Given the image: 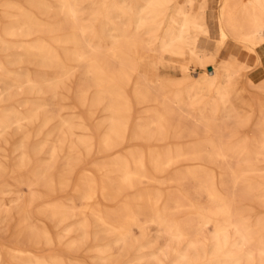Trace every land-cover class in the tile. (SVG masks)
I'll return each instance as SVG.
<instances>
[{
	"label": "bare ground",
	"instance_id": "6f19581e",
	"mask_svg": "<svg viewBox=\"0 0 264 264\" xmlns=\"http://www.w3.org/2000/svg\"><path fill=\"white\" fill-rule=\"evenodd\" d=\"M54 1L61 4V10L46 19L44 10L51 9ZM99 1L89 37L77 7L80 0H30L27 6L16 2L8 6L0 1L11 18L0 35L1 48L9 51L18 43L20 56L42 67L48 61L58 73L53 79L26 77L15 86L0 76L1 102L32 93L41 97L51 92L53 96L42 104L50 110L42 115L31 108L21 118L14 111L5 116L0 123V144L16 135L22 140L38 137L42 133L37 127L41 119L52 131L55 122L62 123V129L54 131L48 140L51 156L47 163L24 146L11 149L0 162V182L7 181V173L13 170L25 174L23 185L28 188L27 192H17L22 206L16 213L0 202L3 231L8 232L7 218L15 217V226H20L11 233V239L28 248L8 246L0 250V255L4 252L11 259L19 255L28 264H68L63 255H52L48 261L33 255L30 247L41 249V236L46 245L52 240L51 231H39L29 213V204L38 194L41 200L36 213L48 212L58 219L59 245L68 251L79 252L89 242H106L115 236L119 248L114 252L111 245H106L101 250L102 264H121L132 252L143 253L151 245L153 239L145 232L143 219L174 248L179 243L177 238H189L187 248L175 253L172 264H264V187L262 181L243 182L264 176V164L258 165L264 161V66L259 65V60L264 61V0H221L217 8L218 35L223 40L242 42L246 54L252 57L251 62L244 59L237 66H230L226 60L220 62L231 71L223 80L219 97H211L203 89L207 76L216 77L214 51L204 53L199 49L201 35L210 34L208 0H179V20L173 22L174 28L165 37L159 36V31L173 0ZM15 19L40 35L32 40H14ZM136 50L180 56L188 50L199 68L214 67L196 90L197 83L186 67L161 56L160 66L168 64L179 74L159 73L151 82L135 60ZM249 68L254 72L246 78ZM12 72L9 66L3 67V73ZM256 73L261 75L255 78ZM241 85L257 91L253 95L257 109L249 115L254 120L252 134L234 140L237 132L227 129L224 122L231 119L229 88ZM61 96L68 102L62 105ZM104 112L108 113L106 117ZM73 118L85 121L88 130L75 134L70 126ZM21 120L29 125L21 124ZM12 123L17 124L16 135L8 130ZM89 131H94L93 140ZM17 149L21 151L19 162L12 157ZM118 152H128L132 165L124 156L117 163L91 158ZM40 168L44 172L39 178ZM103 172H118V176L105 178L100 175ZM96 174L102 179L97 180ZM31 180L35 188L27 183ZM145 182L154 186L153 191L143 188ZM253 188L259 191L253 194ZM75 193L81 197V206L54 201L59 194ZM241 202L250 214L241 213ZM74 212L79 218L67 224V217ZM209 224L219 233L204 244V228ZM135 228L140 235L131 241ZM230 230L236 233L239 248L232 247ZM143 254L151 256L152 264H158L155 254ZM135 261L131 259L133 264Z\"/></svg>",
	"mask_w": 264,
	"mask_h": 264
},
{
	"label": "rangeland",
	"instance_id": "374dc122",
	"mask_svg": "<svg viewBox=\"0 0 264 264\" xmlns=\"http://www.w3.org/2000/svg\"><path fill=\"white\" fill-rule=\"evenodd\" d=\"M2 1L7 2L8 6L12 5L14 2L21 3L24 6H27L30 2V0H2ZM220 3H221V0H208V19L207 21H208V25L210 28V34L203 33L199 39V49L201 48L200 51L204 53H212L214 51L212 54L216 56L215 57L216 77L210 78L209 76H207L208 78L205 79L204 88H203L204 91L207 92L209 96L211 97H219V93L222 90L223 80L230 76L231 68L229 66L223 67L220 63L222 60H226L227 62L230 61L229 62L230 66L231 65L234 66V64L235 66H237L238 64L244 62L243 61L244 59H246L249 62L252 61V57L246 54L247 47L244 44H242V42L234 41L231 38H226L223 40L221 36L218 35L219 33L217 29L218 28L217 18H218V9H219ZM52 6L53 7L49 9L50 11L44 10L43 17H45L46 19H52L57 13V11L61 10V4L59 2H55V1L52 2ZM99 6H100L99 0H80L77 6L79 10V15L82 19V23L86 26L85 34L88 37H89V33H91L92 31V25L96 21L94 17L98 13ZM179 8H180V1L173 0L167 12L166 19L160 28L159 36L165 37L167 35L168 30L171 28H174L173 22L174 21L177 22L179 20V17L177 15V11ZM34 13L36 16L40 17L39 14L35 12V10H34ZM9 21H11V18L8 17V15L4 13L3 8L0 7V35H3V29L5 28V26L7 25ZM14 21H15V28L11 36L14 40L15 39L21 40L23 38L32 40V38H34L35 36L40 35L39 32L31 31L30 28H28V26L25 25L20 20L15 19ZM116 22H118V20H116ZM118 28H120V26ZM102 39H105V37H102ZM16 44L12 46L9 51L3 50L0 46V76H3L6 82H8V84L14 85L19 81H22V80L24 81L26 77H29L31 80L42 78V77H47V78H52V79L57 77L58 75L57 70L52 68L49 65L48 61L46 62V65L42 67L34 63H30L25 57L20 56L21 49L20 47H18V43ZM237 45L240 47H237ZM237 50H238V53H237ZM218 51H220V53ZM234 52L237 55H235ZM186 53L187 54L180 56V55H176L171 52L136 50L135 60L139 64L140 70L147 77L149 75L148 78L151 82L155 81L156 76L159 73L163 74L164 76H172V75L177 76L179 74L177 69L175 70V68H173L172 66H169L168 64L165 66L164 65L160 66L159 60L161 56H163L165 60L171 63L177 64V65L181 64L183 67L187 68L188 74H192L193 76L192 78H194L197 83L195 89L198 90L199 89L198 86L199 84H201L200 81L202 82V78L205 77V75H207V71L212 73V69L214 65L208 66L206 70L205 69L203 70L202 68H199L194 62H192L191 56L188 50L186 51ZM9 60H12L14 62L8 63ZM5 65L13 69V72L3 73V67ZM259 65L264 66V61L259 60ZM253 70L254 69H251V68L245 70L246 78L250 76ZM260 75L261 73H256L254 74V77L258 78ZM75 77L78 78V75L76 74ZM12 88L13 90L15 89V87H12ZM256 93L257 91L251 90L245 85H241L236 89L232 86L229 88V99H230L231 105H228V106L231 109L230 111L231 119L226 120L224 122V125L227 127V129L232 128L237 132L236 136L234 137V140L242 138L246 134H249V133L252 134L251 130L254 128V120L251 119L249 115L257 109V105L253 100V95L256 96ZM74 95L75 94L73 93L72 96ZM38 96L39 95L37 93H32L29 95H17L15 96L14 99L8 102L0 101V123L2 120H5V116L6 117L11 116V113H10L11 111H14L15 115L18 118L25 116L26 114L25 111L31 108L37 109L36 115H42L44 111H45L44 113H46V111H50L47 106L42 105V104L52 99L53 97L52 93L47 92L41 97H38ZM60 102L63 105L67 103L68 101L66 97L61 96ZM64 110L66 112V109ZM102 115L103 117L104 116L106 117L108 113L104 112ZM10 121H13V119ZM20 123L29 125V123L25 120H21ZM16 126L17 124L12 123L8 128L9 132L14 133L16 135V133L18 132V130L16 129ZM70 126L75 134L81 133L83 129L88 130V124L85 121L81 119H77V118L71 119ZM37 127L42 131V133L38 137H35L32 140H22L18 135H16L13 137L12 140H10V142H6V141L1 142L0 162L5 160L4 157L8 156V154L11 152L10 151L11 149L24 146V147L30 148L34 153L36 154L38 153L39 159L41 160L43 164L47 163L51 156V142H49L48 140L51 139L54 131H59L62 129V123L55 122L54 123L55 129L52 131L51 128L46 126L45 120L41 119L38 122ZM91 133L93 134L94 131H92ZM94 138L95 136L93 134V137L90 140H93ZM73 139L77 141L76 136H73ZM87 139L89 140V138ZM128 154H129L128 152H123V153L118 152V153L108 154V155H100V156L95 155L91 158L94 160H99V161L106 162V163H117V162H120L121 161L120 158L122 159V157L124 156L126 157L125 159L127 163L132 165L131 159L129 158ZM20 155H21L20 150L14 153L12 157L14 158L15 162H19L21 158ZM241 156L242 154L239 155L238 157L241 158ZM261 164H264V161L258 163V165H261ZM43 172L44 170L42 168L38 169L37 177L40 178L43 175L42 174ZM100 175H102L105 178L106 177H116L118 176V172H113L110 174L103 172ZM100 175L96 174L97 180L102 179V176ZM7 178H8L7 181L0 182V202L3 201L9 206H11V208L14 209L13 210L14 213H16V211H18V209H20L22 206V203L20 202L18 198V193H19L18 191H21V190L24 192L28 191V188H26V186L23 185L25 174L14 173V171L12 170L7 173ZM251 181H262L261 187H264V176L260 175L254 178H248V179H245L243 182H251ZM27 183L30 184L31 187L35 188L33 180ZM142 185H143V188L148 189V191H153L152 189H154V186L151 185L150 183L145 182ZM257 191H259V188L252 189L253 194H256ZM35 196H34V199L31 201V203L29 204V213H30L31 219L35 223L39 231H42L44 229H48L49 231H51L52 240L50 243H47L46 245V241L44 237L41 236L42 237L41 241L43 244L41 249L30 247L31 250L33 251L34 257H38V258L48 261V258L52 255L53 256L63 255L67 257L68 264H102L104 262V255L101 254V250L105 249L106 245H111L114 249V252L119 248V243L115 241V236L111 237L106 242H101V243H90L89 242V244H87L79 252H71L63 248L61 245H59L60 243L59 238H60L61 232H60V227L58 224V219L51 216V214L48 212H45L42 215L37 214L36 213L37 205L39 204L41 199H39L40 196L38 194H36ZM54 201L57 203L64 202L66 204H71L75 202L79 206L82 205V200H81L79 193L78 194L76 193L75 194H59L54 198ZM240 205L241 207H244L242 208L244 211L241 209V213L243 215L251 213L247 205H245L242 202L240 203ZM78 218H79V215L74 212L67 217L66 223L69 224V223L75 222ZM3 220H4V213L0 212V250L5 251V249L8 246L16 247V248H25V249L28 248L27 246L21 245L20 243H17L11 239V233L15 232V230L20 226V225L15 226L17 224L16 218L11 217V216L7 218L6 224H7L8 232L6 233L3 231V228H2ZM143 222H144L145 232H147L153 239L151 245H149L145 250H143L144 251L143 253L148 254L150 252V253L155 254V256H157V259L159 260L158 264H172L175 258L177 257L176 254H178L180 250L187 248L188 246L187 243H189L188 237L183 236V237L177 238L179 243L176 246V248H174L172 242H169L168 240H166V238L158 237L159 231L156 227H154L152 223L145 222L144 219H143ZM95 230L97 231V228H95ZM218 233L219 232L217 228L213 224H209L208 226L204 228V236L202 239L203 243L207 244L208 239L211 236L217 235ZM139 235L140 233L135 228V231L131 233L129 238L131 241H134L135 239L139 237ZM228 235L230 238V242L233 245L232 247L234 249L239 248L238 243H237L238 237L236 233L233 230H230L228 232ZM96 244L99 246L97 247V249L94 248ZM143 253L142 252H132L129 257L121 261V264H133L131 262V259L133 258L136 259L135 264H152L151 256L149 255L146 256ZM15 257L16 258L11 259L9 258V256H7L3 252L0 255V264H7V263L9 264H28L27 262L25 263V260L21 261L19 255ZM45 263L47 264V262Z\"/></svg>",
	"mask_w": 264,
	"mask_h": 264
}]
</instances>
